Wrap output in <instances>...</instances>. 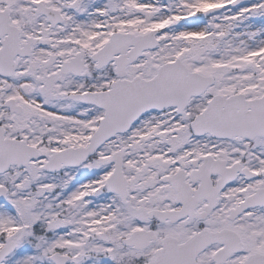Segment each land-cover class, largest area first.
I'll use <instances>...</instances> for the list:
<instances>
[{"label":"snow or ice","instance_id":"snow-or-ice-1","mask_svg":"<svg viewBox=\"0 0 264 264\" xmlns=\"http://www.w3.org/2000/svg\"><path fill=\"white\" fill-rule=\"evenodd\" d=\"M0 264H264V0H0Z\"/></svg>","mask_w":264,"mask_h":264}]
</instances>
